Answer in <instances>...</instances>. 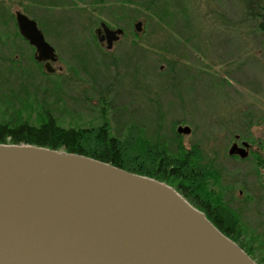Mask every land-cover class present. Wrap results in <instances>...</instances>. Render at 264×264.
<instances>
[{
	"label": "rangeland",
	"instance_id": "obj_1",
	"mask_svg": "<svg viewBox=\"0 0 264 264\" xmlns=\"http://www.w3.org/2000/svg\"><path fill=\"white\" fill-rule=\"evenodd\" d=\"M64 1L0 0V123L37 125L42 102L50 108L64 95H90L94 101L105 97L101 107L114 108L119 115L117 137L127 136V127L136 144L149 136L155 149L173 154L180 145L181 150L192 146L198 164H214L215 169L208 166L212 171L208 187L221 204L238 213L246 227L244 243L252 237V258L259 263L264 254V164L257 168L254 154L245 162L232 161L226 148L234 134L254 144L263 140L264 35L257 28L259 21L247 12L264 8V0H154L151 10V0H134L131 10L138 19L146 17L143 27L149 33L176 30L181 46L151 50L148 68H84L72 63L55 65L53 74L42 71L41 75L32 64V50L18 35L14 16L20 12L37 19L60 59L69 61L64 20L70 17L77 28L82 6L78 0ZM48 18H53L49 24ZM143 79L145 91L151 94L178 91V82L183 83L182 91L196 95H128L142 87ZM162 81L167 84L160 88ZM130 108L136 114L132 118L126 115ZM179 123L190 127L192 135L176 139L173 133ZM211 136H219L225 147L219 158L223 148L213 158L204 146ZM261 146L264 160L263 141Z\"/></svg>",
	"mask_w": 264,
	"mask_h": 264
},
{
	"label": "water",
	"instance_id": "obj_2",
	"mask_svg": "<svg viewBox=\"0 0 264 264\" xmlns=\"http://www.w3.org/2000/svg\"><path fill=\"white\" fill-rule=\"evenodd\" d=\"M15 18L52 74L55 50L34 21ZM0 264L256 263L159 181L65 150L11 144L0 145Z\"/></svg>",
	"mask_w": 264,
	"mask_h": 264
},
{
	"label": "flooded vegetation",
	"instance_id": "obj_3",
	"mask_svg": "<svg viewBox=\"0 0 264 264\" xmlns=\"http://www.w3.org/2000/svg\"><path fill=\"white\" fill-rule=\"evenodd\" d=\"M64 2H66V0ZM78 2L82 6L78 12V21L80 24L78 25L76 22L77 28H74L73 26L75 25V21L70 20L69 17L64 20V23H66L68 27L62 30H66V32H68L64 33L63 36L66 37L65 50L71 53L68 55L70 59L69 61L60 59L58 50L50 44L49 40L46 38L47 35H44V33H47L44 32L42 27H40L39 21L24 14L27 18L36 23L37 28L42 33L45 41L55 50L57 59L55 62L50 63L52 69L53 66L58 64L69 66L72 63L84 68L102 66L104 68H148V61L150 57L149 52L151 50L154 49L156 51H164L168 48H174L173 45H175V47L177 44L181 46L180 34L177 33L176 30L163 29L160 34H156L155 32H152V34L149 33L143 27L146 17L139 18V20L138 17L133 14V10H131L133 4L135 3L134 0H78ZM66 10H71V7ZM52 19L53 18L48 20V24ZM163 19L167 18L164 17ZM14 23L16 26L17 23L15 16ZM137 25L139 26L136 27ZM50 26L52 27V23ZM16 29L22 41L33 52L32 64L36 65L35 68L39 69V71H37L38 73L44 75L46 73L45 66L48 62H37L34 59L35 48L30 46L28 41L20 35L17 26ZM69 33H73V35ZM145 80L146 79H143L141 82V88L136 89V87H138L136 86L133 91L128 93V95H196L193 92L182 91L183 83L181 84L178 82L175 84V89L179 85L178 91H159L151 94L150 92L145 91V86L143 85L147 82ZM133 81L136 80L133 79ZM131 84L133 85L134 83L132 82ZM164 84L167 83H164L163 81L159 82L158 87L162 88ZM166 86L165 88H167ZM138 89L141 91H138ZM89 96L90 95H64L62 98H57L55 102L52 103L50 108L42 102L41 109H43V112L40 116L36 115V117H38L37 125L35 126L42 127L50 123L55 128L62 131L64 130L66 132L78 134L83 142L96 138L100 133L103 134L106 141H115L121 146L127 148H134L142 142L144 147H146V155L148 157L150 155L158 156L159 161L162 160L163 163L167 161V158L170 156L175 155L174 158L177 160L180 156L184 158L186 155L191 154L192 148H194L192 146H189L188 150H181L182 146L180 145V149L174 154L170 153V150L167 152L165 149L160 147L155 149V146H152L153 143H151L152 141L149 139V136L147 138H143L136 144V142H134L135 140L129 136V133L132 130H129L127 127H125L127 130V136H123V138L117 137L116 126L119 122V118H117L119 117L117 110L111 107H101L105 104V97H100L94 101V99ZM179 111L181 112V110ZM126 115L128 118H132L136 114L134 113V109L130 108L129 113H126ZM184 127L188 126L180 125V123L175 126V134L173 133V135L176 139L192 135L193 131L190 127H188L190 129V134L188 135L177 133L178 128ZM218 137L219 136H216L212 139L211 136V139L206 141L204 145L205 148L208 149L207 154L210 156L212 155L213 158L215 157L217 151H220L223 148L220 144L222 142H220ZM262 141L264 142V139L254 144L246 141L240 133L234 134L232 135L231 140L228 141V147L226 148L227 158L232 161L245 162L250 155L254 154L255 166L260 168L261 165L264 164V160H262V156L260 155L263 151V147L261 146ZM244 144H247L245 150L248 155L246 158L242 159L239 156L238 149L243 148ZM224 148L217 155L218 158L223 155V152L225 151ZM231 148L234 149V154L232 155L228 153ZM196 162L200 163V160L197 158ZM211 165L213 167L214 164L209 163V168H211ZM213 169H215V166ZM213 183L214 185L219 184L215 181ZM262 203H264V196Z\"/></svg>",
	"mask_w": 264,
	"mask_h": 264
},
{
	"label": "trees",
	"instance_id": "obj_4",
	"mask_svg": "<svg viewBox=\"0 0 264 264\" xmlns=\"http://www.w3.org/2000/svg\"><path fill=\"white\" fill-rule=\"evenodd\" d=\"M153 4L154 0H151L150 10ZM247 14L259 21L257 28L264 35V8H258L255 12L248 11ZM11 144L31 145L53 151L65 150L68 153L83 155L130 173L159 181L177 191L219 232L228 237L253 260L252 237L248 236L249 240L244 243L243 237L247 235V232L237 216L238 213L221 204L220 198L209 189L208 180L212 177V171L208 166H202L196 162L198 154L195 148L184 158L180 156L179 160H175L174 156H170L163 163L162 160L159 161L158 156L148 157L146 147L142 142L134 148H127L115 141H106L101 133L96 138L83 142L78 134L62 131L50 123L42 127L23 121L0 123V145ZM259 261L257 264H264V254L260 256Z\"/></svg>",
	"mask_w": 264,
	"mask_h": 264
},
{
	"label": "bare ground",
	"instance_id": "obj_5",
	"mask_svg": "<svg viewBox=\"0 0 264 264\" xmlns=\"http://www.w3.org/2000/svg\"><path fill=\"white\" fill-rule=\"evenodd\" d=\"M24 15V14H23ZM262 137H263V132H262Z\"/></svg>",
	"mask_w": 264,
	"mask_h": 264
}]
</instances>
